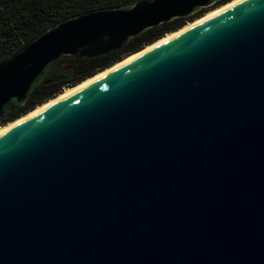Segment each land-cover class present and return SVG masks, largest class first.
I'll list each match as a JSON object with an SVG mask.
<instances>
[{"label": "water", "instance_id": "water-1", "mask_svg": "<svg viewBox=\"0 0 264 264\" xmlns=\"http://www.w3.org/2000/svg\"><path fill=\"white\" fill-rule=\"evenodd\" d=\"M218 1L61 19L0 63V118L62 57L111 53ZM0 264H264V0L238 1L0 134Z\"/></svg>", "mask_w": 264, "mask_h": 264}, {"label": "trees", "instance_id": "trees-1", "mask_svg": "<svg viewBox=\"0 0 264 264\" xmlns=\"http://www.w3.org/2000/svg\"><path fill=\"white\" fill-rule=\"evenodd\" d=\"M137 1L139 0H0V63L10 59L43 30L63 18L103 7L130 5ZM227 1L229 0H220L214 6ZM203 10L150 28L134 37L122 49L105 55L91 58L76 55L62 57L33 89L24 105L15 107L0 118V126L13 122L19 116L56 98L65 87H74L82 83V80L120 62L119 60H124L129 54L139 52L138 50H143L166 34L179 30L186 21L198 17Z\"/></svg>", "mask_w": 264, "mask_h": 264}, {"label": "bare ground", "instance_id": "bare-ground-1", "mask_svg": "<svg viewBox=\"0 0 264 264\" xmlns=\"http://www.w3.org/2000/svg\"><path fill=\"white\" fill-rule=\"evenodd\" d=\"M240 0H232L228 3H225L221 6H219L220 8L218 9H213L211 12L209 11L206 15H204L203 17H199L197 19H194L193 21L187 22L186 25H184L181 29H179L178 31H175L174 33H170L167 34L165 37H163L162 39H159L158 41L154 42L153 44L149 45L148 47L144 48L143 50L139 51L138 53L132 54L130 56H128L126 59H124L123 61H120L118 63H116L115 65L101 71L100 73L94 75L91 78L86 79L85 81H82V83L71 87L70 89H67L64 93L60 94L59 96H57L56 98L40 105L39 107H37L35 110L21 116L20 118L16 119L13 122L7 123L6 125H4L3 128L0 129V134H2L3 132H5L6 130H8L9 128L19 124L20 122L24 121L25 119H27L28 117H30L31 115H33L34 113L38 112V111H42L45 108L49 107L50 105L68 97L69 95H71L72 93L76 92L77 90L87 86L88 84L92 83L93 81H96L97 79L101 78L102 76H104L105 74L125 65L126 63L130 62L131 60H133L134 58L138 57L139 55L145 53L146 51L153 49L171 39H173L174 37H176L178 34L182 33L183 31H186L187 29L194 27L200 23H202L204 20H206L207 18L211 17L212 15L224 10L225 8L237 3Z\"/></svg>", "mask_w": 264, "mask_h": 264}, {"label": "rangeland", "instance_id": "rangeland-1", "mask_svg": "<svg viewBox=\"0 0 264 264\" xmlns=\"http://www.w3.org/2000/svg\"><path fill=\"white\" fill-rule=\"evenodd\" d=\"M229 1H231V0H229ZM229 1H227V2H229ZM225 3H226V2L221 3V4H219V5H216V6H213V7H210V8H207V9H204L203 12H202V14H200L199 16L203 17V16L206 15L209 11L211 12V11H212V10H211L212 8H215V7H216V9H218V8H220L219 6H221V5L225 4ZM199 16H198V17H199ZM196 18H197V17H196ZM190 21H191V20L186 21L184 24L186 25V23H187V22H190ZM190 23H191V22H190ZM180 29H181V28H180ZM177 31H178V30H177ZM174 32H175V31H174ZM174 32H171V33H174ZM168 34H170V33H168ZM166 35H167V34H166ZM166 35H165V36H166ZM165 36H164V37H165ZM147 47H148V46H147ZM137 53H138V52H137ZM134 54H135V53H134ZM126 58H127V57H126ZM126 58H125V59H126ZM122 61H123V60H122ZM64 89H65V90H64ZM64 89H63L64 91L62 90V91H63L62 93H64L67 89H70V88L65 87ZM62 93H61V94H62ZM58 96H59V95H58ZM8 123H9V122H8ZM6 124H7V123H6ZM6 124H4V125H6ZM4 125H1V126H0V129L3 128Z\"/></svg>", "mask_w": 264, "mask_h": 264}, {"label": "flooded vegetation", "instance_id": "flooded-vegetation-1", "mask_svg": "<svg viewBox=\"0 0 264 264\" xmlns=\"http://www.w3.org/2000/svg\"><path fill=\"white\" fill-rule=\"evenodd\" d=\"M52 69V68H51ZM51 69L48 71V73L51 71ZM57 79H60V78H57Z\"/></svg>", "mask_w": 264, "mask_h": 264}]
</instances>
